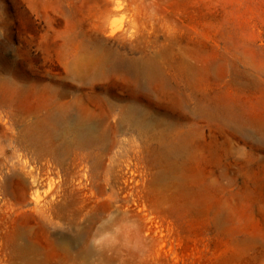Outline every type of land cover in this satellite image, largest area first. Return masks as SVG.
I'll use <instances>...</instances> for the list:
<instances>
[{"label":"rangeland","instance_id":"rangeland-1","mask_svg":"<svg viewBox=\"0 0 264 264\" xmlns=\"http://www.w3.org/2000/svg\"><path fill=\"white\" fill-rule=\"evenodd\" d=\"M0 83L99 138L65 157L98 159L74 186L90 254L73 263L56 247L75 232L3 192L0 129V264H25L22 230L37 264H264V0H0Z\"/></svg>","mask_w":264,"mask_h":264},{"label":"bare ground","instance_id":"bare-ground-1","mask_svg":"<svg viewBox=\"0 0 264 264\" xmlns=\"http://www.w3.org/2000/svg\"><path fill=\"white\" fill-rule=\"evenodd\" d=\"M131 67H134L133 71L137 76H148V72L144 68L134 65ZM27 94L29 92L27 93L24 87L0 83V129L2 128L4 132L2 136L10 141L3 154L6 157L3 165L7 173L3 192L5 191L6 196L15 201L17 199L20 201V198L23 202L28 200V203L33 204L31 212L39 214L41 219L46 220L44 219L46 214L50 213L54 220L56 219L75 232L70 246L58 243L56 249L66 256L68 262L85 263L90 254L87 245L89 221L85 216L82 217L80 225L74 221L76 214L80 213L79 210L73 208L74 186L76 185L79 191L87 190L88 186H92L98 159L91 167H88L85 164L89 158L87 154H77V158L74 159L78 162L71 160L72 164L71 162L67 163L65 157L74 142L80 146H86L96 143L99 138L95 135L92 125L88 124L84 118H68L65 104H58L50 100L38 108H22L21 102L27 99ZM136 113L139 114V108L134 107L128 110L129 115ZM17 128L21 132L15 134L14 130ZM67 134H69V140H62L58 144V139L64 138ZM7 135H10V138ZM21 135L24 141L18 142ZM14 140H17L18 146H15ZM9 159L17 162L9 165ZM52 170L57 171L58 179L50 178ZM82 176L89 182V185H85L87 187L84 189L82 188L84 186L81 181ZM74 178L77 181L76 184ZM9 182L14 183L12 187L17 192L8 190ZM40 188H46L45 191L43 190V194H40ZM47 198L49 201L45 202ZM12 205L16 207L21 203H12ZM52 223L48 222L49 225ZM11 247L13 249L12 256L22 260L25 264L39 262L37 249L29 240L27 231H19L13 237Z\"/></svg>","mask_w":264,"mask_h":264}]
</instances>
